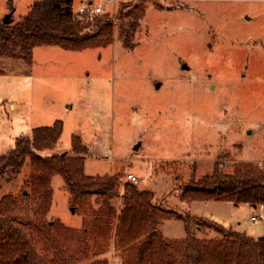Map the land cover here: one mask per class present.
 Listing matches in <instances>:
<instances>
[{
    "label": "rangeland",
    "instance_id": "rangeland-1",
    "mask_svg": "<svg viewBox=\"0 0 264 264\" xmlns=\"http://www.w3.org/2000/svg\"><path fill=\"white\" fill-rule=\"evenodd\" d=\"M34 1L0 0V21L11 15L19 22ZM84 2L74 0L76 13ZM102 7L115 22L109 47L42 46L33 49L31 64L1 61L0 156L18 137L61 121L60 139L42 156H75L78 136L87 147V176L118 174L123 185L133 174L162 206L263 239L259 207L185 203L179 188L216 165L227 174L238 163L264 166V0H118ZM33 172L30 161L0 198L23 191L35 209L38 198L26 186ZM51 188L47 220L81 229V205L61 174L51 177ZM116 224L97 256L108 264H123ZM159 229L169 240L186 237L180 220H165ZM196 236L220 237L208 228Z\"/></svg>",
    "mask_w": 264,
    "mask_h": 264
},
{
    "label": "trees",
    "instance_id": "trees-1",
    "mask_svg": "<svg viewBox=\"0 0 264 264\" xmlns=\"http://www.w3.org/2000/svg\"><path fill=\"white\" fill-rule=\"evenodd\" d=\"M124 11L125 7L120 16ZM114 33L109 12L85 15L75 12L74 0H35L19 22L0 21V63L22 59L31 64L33 49L42 46L75 52L107 48L114 42ZM62 132L61 121L36 128L31 135L18 137L14 149L0 156V191L31 161L34 172L26 186L38 198L35 209L23 191L0 198V264H108L97 256L112 236L115 220V246L122 252L123 264H264V238L254 239L219 223L180 214L157 203L153 192L131 181L121 185L118 174L87 176V147L78 136L72 137L75 156H42L53 149ZM55 174L63 176L72 201L81 205L79 230L47 220ZM179 199L264 206V166L238 163L227 174L216 165L211 175L192 178L180 187ZM171 219L184 222V239L169 240L161 233L159 226ZM206 228L220 237L199 239L196 232Z\"/></svg>",
    "mask_w": 264,
    "mask_h": 264
},
{
    "label": "built area",
    "instance_id": "built-area-1",
    "mask_svg": "<svg viewBox=\"0 0 264 264\" xmlns=\"http://www.w3.org/2000/svg\"><path fill=\"white\" fill-rule=\"evenodd\" d=\"M95 1H100L98 4H96ZM118 0H85V4L81 6L78 10V13L85 14V15H95V14H101L104 12V9L102 7L104 2L108 3H115ZM127 180L131 181L133 183H138V179L133 174L127 175ZM259 208L264 211V206H259ZM262 215L253 216L252 221H257L259 219H262Z\"/></svg>",
    "mask_w": 264,
    "mask_h": 264
},
{
    "label": "water",
    "instance_id": "water-1",
    "mask_svg": "<svg viewBox=\"0 0 264 264\" xmlns=\"http://www.w3.org/2000/svg\"><path fill=\"white\" fill-rule=\"evenodd\" d=\"M3 22L6 23V24H8L9 22H11V15H8V16L4 19Z\"/></svg>",
    "mask_w": 264,
    "mask_h": 264
},
{
    "label": "crops",
    "instance_id": "crops-1",
    "mask_svg": "<svg viewBox=\"0 0 264 264\" xmlns=\"http://www.w3.org/2000/svg\"><path fill=\"white\" fill-rule=\"evenodd\" d=\"M85 3V2H84ZM233 230V229H232Z\"/></svg>",
    "mask_w": 264,
    "mask_h": 264
}]
</instances>
